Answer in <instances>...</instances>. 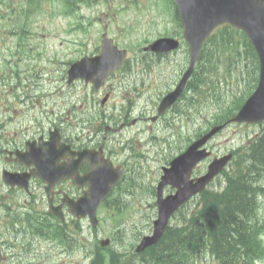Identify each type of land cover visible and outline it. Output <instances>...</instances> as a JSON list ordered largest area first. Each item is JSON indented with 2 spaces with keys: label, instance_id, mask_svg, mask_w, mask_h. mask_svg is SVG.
Segmentation results:
<instances>
[{
  "label": "rangeland",
  "instance_id": "obj_1",
  "mask_svg": "<svg viewBox=\"0 0 264 264\" xmlns=\"http://www.w3.org/2000/svg\"><path fill=\"white\" fill-rule=\"evenodd\" d=\"M27 1L0 0V101L7 100L11 96L5 87L10 86L12 83L21 84L22 94L32 95L34 92L31 91L28 84H34L32 81L36 80L43 72L49 71V67H52V65H54V70L56 68L62 69L59 60L63 55H51L52 53L60 54L64 51L60 46L62 45L61 41L67 43L66 49H76L74 57L81 55L82 52L94 51V46L97 44L96 40L103 33V25L98 20L102 12L109 13V35L116 38L115 40H117L120 47L129 48L128 50L131 51L128 54L129 57L136 61H139L143 48L148 42L163 35L178 34L180 32V27L175 22L171 11L173 5L170 6L169 0H45L42 2V7L40 3L37 7ZM67 2L75 3L76 7L72 12L76 16L70 14L71 9L66 7ZM67 21L71 23L69 24ZM81 23L83 25L92 23L90 32L75 30V27ZM23 24L24 28L31 34L28 32L21 34L19 32V27ZM12 28L17 31L16 34L9 33ZM89 36L91 40L88 39ZM78 41L83 42V45L78 46ZM19 46L22 52L17 54V47ZM230 46H232V43H230ZM37 48L43 53L41 60H39ZM209 48L213 49L214 46L210 44ZM65 53L67 54V50H65ZM74 57L72 55L68 56L67 61L70 62ZM178 57L181 58V66H185L184 52L181 51ZM247 57L244 50H242L241 60L235 56L226 62L225 69L230 77L227 81L224 80L223 76L215 79L205 66L207 63H200L199 71L201 70L203 76H206L208 81L216 82L219 86V96L221 98L219 103L215 102V99L211 96L212 93H207L204 97L210 96V100L205 105L198 108H187L188 114L179 115V118L172 112L173 109L165 117L155 121L151 122L148 118L132 123L141 114L143 116L155 115L160 101L159 95L167 91L168 81L166 80L172 77L174 66L167 61L155 63L156 74L151 72L147 83L141 84L138 88L137 98L140 102L134 107H129L133 114L129 121V131L126 130L129 133V138L121 137V135L119 137L121 141L119 147L121 145L125 146L126 141L129 143V150L127 151L132 165L129 167V178H136L135 182L138 184L133 192L127 196L128 203L130 201L129 207L122 217L119 213H113L115 210L103 208L101 213L102 223L99 225L97 232L93 230H86L83 233L75 231L80 244L83 241L95 248L99 246L95 244L97 239L110 238L112 241L129 246L130 249V245L135 243L139 234L142 233L141 238L152 232L155 217L151 218L149 214H155L153 205L155 200L148 188L157 185L162 166L168 165L167 160L183 152L189 142L215 125L221 124L234 113L238 104L228 106L236 96L241 95L242 91L244 92L242 98H244L247 95L245 93L250 89L249 82L240 76ZM47 60L49 61L47 62ZM4 63L6 66H4ZM211 63L215 67L219 65L220 69L223 68L222 61L217 62L216 57L212 58ZM136 68L138 71L143 66L139 63ZM125 77H129V63L125 67ZM172 81L174 84L176 79L172 78ZM214 82H212L213 85ZM108 86L112 87L110 95L116 101L117 115H119L121 111L129 106V91L122 88L121 83L115 80H111ZM129 86H132L130 81ZM190 86L188 98L193 101L190 103L199 104L192 93V89H201V87L198 86L195 80L192 81ZM208 86L209 84H206V87ZM30 99V96L27 97L28 101ZM183 103L186 105L185 101ZM222 105L224 108L220 113V117H214L215 112ZM176 112L179 113L178 110ZM5 114V108L0 106V123L3 126H7L2 119ZM260 129V125L229 124L225 126L208 142V146L212 151V158L226 156L228 152H231V149L247 144V141L253 135L255 136ZM243 153L248 154L249 152L243 150ZM212 158L201 162L195 169V175L206 172L208 162ZM262 168L264 169V165L257 166L256 173ZM220 178L223 183L226 181L224 174ZM129 190L132 191L130 182ZM248 190L251 191L252 188H248ZM195 200L191 201L181 212H187L188 209L194 208ZM25 201L37 202L33 206L38 211L42 210L40 201L32 196L27 195L22 201L17 197L15 198V194L11 193L9 189H0V206L2 204H12L13 206L10 210H2L0 229L4 230L6 228L4 223L9 219L8 216H15L18 213L17 217H24L21 208H18V203ZM178 218L185 217L178 213L176 217L174 216L171 219L170 223L180 227L182 223ZM120 227L123 228L125 236L119 230ZM3 230L0 231V236ZM51 231H53V228L49 229V232ZM9 233L4 232L3 234ZM3 240L2 237L0 239L2 241L0 242V264H26V262L21 261V257L11 255L13 252L9 251L10 248L4 245ZM87 245H85L86 249ZM85 248L80 247L75 253L66 256L59 255L58 257L55 254L57 259L53 264H85L88 262ZM259 251L260 246L256 248V253H259ZM33 254H38V258L32 261L40 262L46 253L43 249ZM193 263L224 264L209 254L204 257L197 256ZM260 263L264 264V261L258 264Z\"/></svg>",
  "mask_w": 264,
  "mask_h": 264
},
{
  "label": "trees",
  "instance_id": "obj_2",
  "mask_svg": "<svg viewBox=\"0 0 264 264\" xmlns=\"http://www.w3.org/2000/svg\"><path fill=\"white\" fill-rule=\"evenodd\" d=\"M238 36L244 39L246 43L245 53L248 56V61L244 64L240 76L246 77L243 79L249 82V91H251L257 82V57L252 45L239 32L226 29L220 34L221 39L227 42L228 46L232 43L231 47L220 45L211 40L214 48L205 47L203 49L202 56L205 58L203 62L207 63L205 66L215 79L220 76H223L225 81L230 79L225 69L226 62L235 56L239 57L240 60L242 58L241 44L240 42L236 43ZM215 37L217 35L213 38ZM215 52H218L217 61H222L223 68L221 73L216 72L214 74L210 59ZM200 79V81L198 79V86L201 87L199 94L212 93L213 98L220 99L217 83L208 81V78L202 73ZM206 84L209 86L205 89L203 86ZM247 150L249 151L248 161L241 160L236 164L235 174H239V178H231L227 190L223 193L210 190L203 192L200 199V204L203 201L201 208L194 211L188 222L182 224V227L167 228L160 242L145 250L147 256L152 254L154 263L141 260L143 264H190L191 253L200 254L203 251H209L211 254L214 252L219 256V252L222 254L232 253L242 245L251 244L253 238L249 235L257 237L258 231L248 230L245 225L247 221L245 218L253 214V188L248 179V173L244 171L248 170L249 165H264V126L261 134L250 140ZM248 188H252V190L250 191ZM129 264H135L134 260H129Z\"/></svg>",
  "mask_w": 264,
  "mask_h": 264
},
{
  "label": "water",
  "instance_id": "obj_3",
  "mask_svg": "<svg viewBox=\"0 0 264 264\" xmlns=\"http://www.w3.org/2000/svg\"><path fill=\"white\" fill-rule=\"evenodd\" d=\"M179 11L181 13L184 35L189 43L191 66L184 75L180 84L169 95H167L161 105L160 110H164L183 91L185 82L190 75L191 69L198 57L200 48L209 33L220 23L229 22L243 29L251 38L260 59V77L258 86L253 94L248 98L240 109L235 120L244 122H259L264 119V0H176ZM179 42L174 39H161L151 46L154 50H163L175 48ZM123 54V53H122ZM101 58H104L102 56ZM118 65L109 66L106 70H113ZM202 141L195 143L184 154L175 158L171 162L169 168H164V175L158 188V207L159 218L155 221L154 234L145 237L138 250L146 245L155 242L162 234L167 224L170 214L182 204L191 194L201 189L202 185L209 180L217 171L219 161L213 162L210 166L209 173L204 177L197 179L196 183L190 180L192 168L198 161L207 154L205 151H199L198 147ZM93 163V162H92ZM95 168V167H93ZM98 170L92 169V174ZM106 169L101 170V175H105L104 179L109 183L117 181L118 176H111ZM88 176V175H87ZM91 182H93V179ZM113 183V184H114ZM166 184L177 188L175 195H169L164 198L162 189ZM94 184L92 185V188ZM110 188V186L108 187ZM95 210V209H94Z\"/></svg>",
  "mask_w": 264,
  "mask_h": 264
},
{
  "label": "flooded vegetation",
  "instance_id": "obj_4",
  "mask_svg": "<svg viewBox=\"0 0 264 264\" xmlns=\"http://www.w3.org/2000/svg\"><path fill=\"white\" fill-rule=\"evenodd\" d=\"M180 76V75H179ZM14 100H17L14 98ZM23 105H17L13 108L14 114L16 116L10 117L5 120L7 126L0 125V163L9 169L10 172L17 174H29L32 173L34 165L31 164L27 166L25 163H20L15 160V151L18 149H25V145L28 141H36L35 147L40 149L43 153L47 150L46 142L50 139L51 134L55 126L51 124H56L54 117L51 114H45L44 119L40 118L35 114L30 107H22ZM71 115V109L68 110L67 115L63 116L59 127L60 140L64 148L56 150L54 152H49L48 156L52 157L55 153H64L65 156L60 162L76 163L77 151L84 148H91L100 150L104 147L99 145V143H85V133H84V112L83 115L79 116L74 114ZM81 117V118H80ZM19 119V121L17 120ZM101 130L96 129L92 133L93 141L99 135ZM43 139V143L40 144V139ZM92 142V141H91ZM59 149V145L57 146ZM110 156L112 160L117 162L119 159L115 152L110 151L105 153ZM31 161V159H29ZM119 161V160H118ZM129 167V157L121 161ZM88 170V165L84 162L78 164V171L80 174H85ZM61 176L55 185V199L60 201L64 192H67L73 197H78L83 192V186L80 188L75 184V180L68 176ZM32 189H37L44 187L43 181L35 176L30 175ZM84 183V180H83ZM85 187V186H84ZM30 191H28L29 193ZM32 193V192H30Z\"/></svg>",
  "mask_w": 264,
  "mask_h": 264
}]
</instances>
